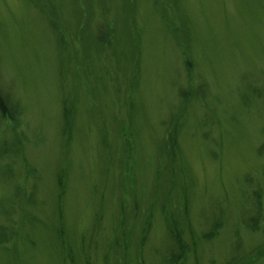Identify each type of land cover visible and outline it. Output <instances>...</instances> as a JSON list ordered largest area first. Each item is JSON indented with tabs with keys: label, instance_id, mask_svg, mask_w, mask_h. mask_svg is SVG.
Listing matches in <instances>:
<instances>
[{
	"label": "rangeland",
	"instance_id": "374dc122",
	"mask_svg": "<svg viewBox=\"0 0 264 264\" xmlns=\"http://www.w3.org/2000/svg\"><path fill=\"white\" fill-rule=\"evenodd\" d=\"M1 99L0 264H264V0H0Z\"/></svg>",
	"mask_w": 264,
	"mask_h": 264
},
{
	"label": "trees",
	"instance_id": "16d2710c",
	"mask_svg": "<svg viewBox=\"0 0 264 264\" xmlns=\"http://www.w3.org/2000/svg\"><path fill=\"white\" fill-rule=\"evenodd\" d=\"M6 105L4 103V101H2V99L0 100V111L2 112V114H4V112L6 113ZM67 121V119H66ZM171 233L173 234L172 230H171ZM174 239L176 241V243H178L179 247H181V243H180V239L175 235L174 236Z\"/></svg>",
	"mask_w": 264,
	"mask_h": 264
}]
</instances>
